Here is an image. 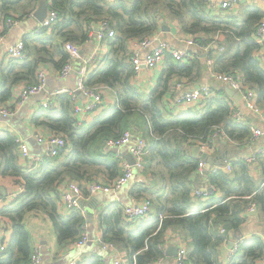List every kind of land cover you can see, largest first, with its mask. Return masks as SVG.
<instances>
[{
	"label": "trees",
	"instance_id": "16d2710c",
	"mask_svg": "<svg viewBox=\"0 0 264 264\" xmlns=\"http://www.w3.org/2000/svg\"><path fill=\"white\" fill-rule=\"evenodd\" d=\"M40 1L0 0V33L8 31L11 11L27 15ZM45 1L49 9L58 12V19L50 27L23 37L25 55L11 58L0 69V105H8L16 85L35 84L45 64L59 73L70 58L65 43H87L93 27L102 21L108 22L117 34L105 40L110 52L98 61L99 66L89 74L87 85L115 88L117 101L106 108L100 102L102 110L98 116L90 123H81L75 113L76 94L54 95L51 105L42 107L33 122L64 137L67 147L57 156L46 157L28 173L23 169L16 138L0 134L3 160L0 187L5 186L7 192L8 186L22 188L0 208L2 241L6 246L5 250H0V264H32L34 247L25 223L29 213L42 212L49 217L61 249L81 237L85 214L79 208L61 210L59 186L65 181H76L87 197L90 183L98 179L111 182L120 177L123 165L118 152L106 143L122 136L132 124L140 125L143 119L152 131L142 170L148 180L135 185L131 195L149 198L152 215L127 221L121 204L101 211L103 241L126 252L129 264H154L166 257L163 245L168 231L181 230L190 240L191 264H222L219 256L227 237L219 235L217 229L222 227L227 233L239 234L252 204L264 221V191L259 190L258 181L249 174L246 164L237 160L231 162L230 172L222 168L206 169L207 181L213 188L211 197L207 201L193 197V190L202 188L204 181L198 173L202 158L194 157L191 147L199 139L207 140L216 126H223L233 141L244 143L252 138L251 126L233 120L235 105L224 89L214 90V95L200 108L190 107L176 115L169 114L162 103L165 93L176 77L190 82L196 80L194 72L201 71L203 66L201 53L190 52L183 62L167 54L157 86L145 94L133 85L136 72L129 62L130 44L154 37L169 19L177 20L182 31L203 46L214 42L217 34L224 36L219 40L220 48L208 53L213 61L209 69L240 76L243 84L257 93L258 102L264 107V68L256 55L261 46L255 42L263 12L253 5L247 7L243 15L227 11L213 15L204 0ZM32 45L34 56L30 51ZM204 59L207 61L206 57ZM223 141L218 139V142ZM70 148V152H66ZM219 153L213 156H220ZM260 159L264 171V156ZM263 258L264 241L254 234L241 242L228 264H258ZM78 264H101V261L91 256Z\"/></svg>",
	"mask_w": 264,
	"mask_h": 264
},
{
	"label": "crops",
	"instance_id": "0c3cea01",
	"mask_svg": "<svg viewBox=\"0 0 264 264\" xmlns=\"http://www.w3.org/2000/svg\"><path fill=\"white\" fill-rule=\"evenodd\" d=\"M253 5L256 6L257 8H259L264 14V0H238L237 11L231 12V13H238L239 12L240 15H243L244 10L247 7H250ZM35 10L32 13H29L27 15H22V12L11 11L10 12V14H11L10 18L13 20H18V23H19V20L24 19L26 17H34ZM218 10L216 11L217 13L214 15H217L220 12L225 11V10H220V11H218ZM226 13H228V11ZM262 19L264 20V17ZM7 26H8V21H7ZM10 29H11V27H9L8 31L5 33V36H6L5 43H7V41L11 39L12 34L15 37L13 39L14 41H16L15 39H17V40L20 39L19 38L20 36H17L18 31L13 32ZM36 29L37 28L30 30L28 33H26V35L32 36V34H34V32H36L35 31ZM26 35H24L23 37H25ZM189 36L193 37L192 35L187 34L186 32L182 31L181 26L177 20H170L169 19L167 22H165L161 26V32H158L154 36V42L151 45V47L143 50L140 53V58L144 59L148 55L152 54L154 49L156 47H158L159 43H161V42L168 43L170 45V47L175 48V49L185 50L188 53H190V52L201 53V57H202L201 60H202L203 66H201L202 67L201 71L194 72L196 75V80L190 82V80H188L186 78H185V80H182L181 78H178V77L174 78L170 89L165 93V95L162 99V103H163L165 111H167L171 115H176L178 113L186 111L190 107L200 108V105H198V104H195V105L176 104V99H177L179 93H181L183 90V88L180 89L179 87H177V85L179 83L180 84L183 83L184 88L188 89V90L199 88L203 84L211 86L213 91L214 90L217 91V89H224L225 90L226 87H229L227 84L223 83L220 80L219 76L222 73L213 72L211 69H209V66L212 63H209L204 59V57H203L204 54H202L203 51L200 49V47L202 46V45H200L201 43L199 41H196L194 38H193V40H194L193 44L186 43V39ZM223 37L224 36H220L219 34L214 36L215 41L213 44V46H214L213 49L218 50L220 48L221 45L219 43V40L223 39ZM204 38H205V36H204ZM209 38H210V36H209ZM22 39L23 38H21L20 40H22ZM211 39H212V37H211ZM19 41L12 44L11 46H14ZM220 41H222V40H220ZM211 43H213V41H211L210 44ZM2 45L0 46V69L4 65H6L8 63V61L11 59V58H8V56H7V49L10 48L11 46L7 47L6 51L5 50L3 51ZM260 46L261 47L258 49L256 55H257V57L261 63V66L264 68V43L261 44ZM81 47H82L81 51H80L81 57L77 58L74 61V66H75L74 70L76 72L74 70L71 72V74L78 75V78L80 76L79 72L82 70H87L88 71L87 75H89L93 71L91 62H88V63L85 62L84 59L86 57L90 56L93 52H95V54L97 55V59H96V62H97V60L104 59V57L107 54H109V52H110V47H109L108 43L105 41L100 43V41L98 40L95 33L92 34L91 39L87 43L81 44ZM30 51L34 56L35 55V47L33 45L31 46ZM132 52H133V44L131 43L130 44V53L132 54ZM165 60H166V58H165ZM165 60H163V62L160 65H158V67H156V68H153V69L143 68L138 74H135V76L133 78V85L135 86V88L138 91L145 93V94H149L150 92H152L154 90V88L158 84L160 75L162 74V71L165 67ZM42 67L47 69V74L49 72V73H53L54 75L60 76L58 74V72H56V69H54L50 64H45ZM53 81L56 83L55 85L61 86V88L59 87L60 89L56 94L68 93V92L74 91V89L69 87V86L73 85L75 82L72 79H69L68 82H66V81L57 82L56 79H53ZM38 82H39V78L37 76V82L35 84H37ZM31 85H34V84H31ZM24 86H26L25 83H20V84L16 85L15 90H14V96L8 102L9 105L14 106V108H15L14 114L12 116H7V118L8 117H10V118H8L6 120H3L2 117L0 118V134L1 135L4 134L5 136L7 134H11L16 139H20L23 142L27 143L30 154H31V151H35V152H44L45 151L46 152L48 150V148L45 149V146L40 145L39 142L34 137H35L36 133L42 134L44 136H50L53 134L52 130L46 126L36 125L33 122V117L35 116V114L40 112V109L42 108L41 103L43 101L40 103H37V104H35V103L31 104V109L29 110V112L27 114L25 112L20 114L22 112V107L26 104V99L19 100V96L21 94V89ZM46 86H48L49 89H46ZM102 87H105V88L101 90V92H102L101 104L104 105V107L106 108V107L116 103L117 93H116L115 88H112L109 86H102ZM51 89H52V85L48 84L47 78H46V84H45L44 88L42 89V91H40V92L49 93ZM52 97H54V95H50L47 99L52 98ZM231 99H232L235 107H239L243 111L244 118H245L243 123L250 125L251 129L253 127H258L260 129H262L264 132V107L258 102L257 93H256V102L258 105V111L251 110L248 107L244 106V103L242 100L237 102L234 98L231 97ZM76 100L77 101H76L75 108H76V106H80L83 109V111L80 113V115H78V117H79L78 119H79V121H81V123L92 122L98 116V113L102 110V109L100 110V107L94 108L91 110H86L88 105L92 102V99L88 96L85 98L83 96L81 97V96L76 94ZM129 127L131 128L130 131L132 132L133 137L135 135V136H138V138H144V139H147L148 141H151V139H152L151 138V136H152L151 129L149 128V124L146 123L145 119L141 120L140 125L134 126L132 124ZM194 149H195V147L191 148L192 153H193ZM70 150H71V148L68 149L66 152H70ZM215 151H216V155H217V153L220 152L219 153L220 156L219 155L217 156L220 161L219 160L216 161L217 157H214L213 155H211V157L214 159V162L212 164H210V167L208 166V169H213L214 166H216L218 163H222L225 161H228V162L229 161H232V162L237 161L249 153H252L255 151L258 152L259 153L257 156L258 160L255 163V169L257 167V173H256L255 179L258 181V185H259V182L264 178V171H263L262 165H260V160H261L260 158H262V156H264V135L262 137L256 139L253 144L245 146V147H241L239 145H235V144L229 143L227 141L218 142ZM125 153H123L121 151V152H118V154H117L118 159L120 160L121 164L123 163V161H127L126 157H125ZM31 155H33V156L41 155V153L31 154ZM19 156L21 157V159L23 161V169L25 170V172H27V173H28V171L30 172L31 167L29 164H27L26 159H23L21 148L19 149ZM197 156L201 157L200 153ZM0 160L2 163L3 160L1 158V156H0ZM1 163H0V167L2 165ZM133 179H134V182L131 183L129 187H125L127 184L124 186L125 192L122 194H114L112 196L105 197L103 200L100 197H98V195H97L98 192L95 194L88 193L89 195L87 197L85 196V198L83 199L84 202L82 201L84 203V206L81 205V207H80V209L83 211V213L85 214V217H86V223L84 225V229H83L82 233H87L89 235L90 239L93 238V242L91 244L89 242L86 243L85 249L80 250L81 251L80 254L75 255V257L70 262L76 260L79 263L82 260H85L87 257H91V256L98 257L101 261V264H113L116 256L123 257V258H125V260L128 261L126 252L119 251L118 249L113 250V249L104 248L98 242V239L102 237V224L100 221L101 211L106 210V209H108L111 206L116 205V204H121L123 206H127V205H131L132 203H138V202L142 201L143 199L147 198V197L136 198V197H133L131 195L132 188L135 185H137L139 182L147 181L148 180L147 177L143 174L142 171H140V172L137 171L135 173V176L133 177ZM62 184L58 188L60 199H61V192L63 189ZM2 188L5 190V194L2 192V190H1ZM5 188H6L5 186L0 187V194L4 197L5 203L10 202L13 198H15L22 191V188L20 186H13V187L8 186V188H9L8 192L6 191ZM59 202L61 203L60 207L62 210L63 207H62L61 200ZM86 209L93 211V214H94L93 215V221H91V222H89L87 219ZM62 211H67V209L65 208ZM245 219H246L245 224L239 230L240 231L239 234L238 233L234 234L233 232L221 233L220 232L221 227L217 229V232L219 233V235H226L225 237H227V239L225 240V243L222 245V249H221L220 256H219V259H220L222 264H228L229 263L228 256H229L231 248L234 247L236 242L240 241L241 239H248L254 234H257L260 237H261V235H264V221L261 220L260 214L257 211V209H255L252 212L247 210V214L245 215ZM25 223H26L27 229L29 231L33 247L34 248L40 247L41 255L44 254V259L46 261H49L48 259L50 258V259H53L52 261H53V263H55L56 260L61 259L63 257H66L70 253L74 254L75 250L78 248V247L74 246L73 244H69L66 247H64L63 249H61L59 247L58 242H57V236L55 234V230H54V227H53L51 220L49 219L48 216H46L42 212L29 213L26 217ZM91 225H94L92 231L89 229ZM165 244L167 246L166 251H165L166 257L158 260L154 264H177L174 256L173 257L167 256L168 247L174 246V247L178 248L179 245H185L186 248L188 249L190 247V240L187 237V235L185 233H183L181 230L170 229L167 233V241L165 242ZM42 261H43V258H42ZM258 264H264V258L261 259L258 262Z\"/></svg>",
	"mask_w": 264,
	"mask_h": 264
},
{
	"label": "built area",
	"instance_id": "2783aa9c",
	"mask_svg": "<svg viewBox=\"0 0 264 264\" xmlns=\"http://www.w3.org/2000/svg\"><path fill=\"white\" fill-rule=\"evenodd\" d=\"M207 10L211 14H216L217 10H225L228 12H236L238 9V0H204ZM58 19V12L55 10L49 9L48 15L45 18V20L42 22L41 28H37L35 31L36 33L40 32L41 29L44 27H50L56 20ZM18 24V20L9 19L8 20V29L9 27H12L13 25ZM93 33L96 34L98 40L100 43L104 42L109 37H114L117 32L116 30L111 27V25L106 22L102 21L98 24H96L93 27ZM97 29V30H96ZM256 40L255 42L259 45L264 43V20L262 19L257 24L256 29ZM6 36L5 34L0 33V46L5 43ZM154 42V37L143 39L142 41H136L133 42V52L131 56L129 57V62L132 64V66L135 69L136 74H138L143 68L146 69H153L158 67L163 60L167 57V54L172 55L176 60L178 61H185L187 57L189 56V53L185 50L181 49H175L170 47L168 43L161 42L159 43V46L154 49L152 54L148 55L144 59L140 58V53L151 47V45ZM186 43L193 44L194 40L193 37L189 36L186 39ZM214 42L211 44H208L206 46H201L200 49L203 51L202 54H204V57L207 58V62L212 63V59L208 56V53L211 49L214 48L213 46ZM65 48L70 54V58L67 61V63L63 66L61 71L58 73L62 77H67L71 74V72L75 69L74 61L77 58H80V51H81V45L74 43V42H66ZM197 53V52H195ZM25 55V43L24 40H20L17 44L14 46H11L7 49V56L8 58H21ZM97 55L95 52H93L90 56L86 57L84 60L86 63L91 62L93 71L96 70L99 66L97 60ZM80 76L78 78L77 87L76 89L81 91L86 97H90L92 99V102L88 105L86 110H91L94 108L99 107L100 102L102 101L101 98V90L105 87H92L87 85V79L88 76L87 70H82L79 72ZM39 82L34 85H26L21 89V94L19 96V100L26 99L29 95L37 94L44 88L46 84V78H47V69L44 67H41L38 73ZM220 80L227 84L231 89L235 90L237 93H239L242 97V101L244 103V106L248 107L251 110L258 111V105L256 102V93L255 91L249 89L247 86H245L242 82V79L240 76L231 74V73H222L219 76ZM0 81H1V75H0ZM180 89L183 88L182 92L179 93L176 104H186V105H195L198 104L201 105L210 97L214 95V92L209 85H201L199 88L195 89H185L183 83H179L177 85ZM70 94H74L75 92H68ZM52 101L51 98L43 101L41 103L42 107H48L51 105ZM14 106L13 105H0V118L1 117H7L12 116L14 114ZM85 110V109H84ZM83 111L82 107L76 106L75 113L76 115H80V113ZM233 120L238 123H243L245 120L244 113L239 107H235L233 112ZM149 128L151 129L150 125ZM152 133V131H151ZM252 138L249 141H245L244 143H238L236 141H233L223 126H216L209 136L207 140L199 139L197 141V144L193 147L198 146L199 151H203L209 154V156L214 155L216 152V146L218 143V139L221 138L224 141H227L229 143H233L235 145H239L241 147H245L248 145H251L254 143V141L264 135V132L262 129L258 127L252 128ZM39 143H47L48 144V150L43 155H31L29 152V148L27 143L23 142L20 139H16V141L19 143V146L21 148L23 159H26L27 164L30 165V167H34L35 165H38L42 163L46 157H53L57 156L63 149L67 147V141L64 137L58 135V134H52L50 136H44L42 134L36 133L34 137ZM133 134L130 130H127L123 133L122 136L116 138V139H109L106 143V146L109 148H121L123 146H129V152L133 155L135 159V164L131 165L128 163V161H123V174L118 177L117 179L113 181H104L102 179H98L94 181L93 183H90L87 185V190L90 194H95L97 192L103 191V192H111V191H118L122 187H124L126 184L130 182L131 179L135 176V170L137 169L138 172L142 171L145 164V159L149 153L150 149V142L147 139L144 138H138L137 140L133 141ZM188 147V146H187ZM192 148V147H191ZM67 151V150H66ZM258 152H252L244 157H242L240 160H242L246 166L248 167L249 174L253 177H256L257 173V167L255 169V163L258 160ZM199 157V156H197ZM202 158V157H200ZM212 158V157H211ZM219 160L218 158L216 161ZM220 161V160H219ZM214 162V159L212 158L211 164ZM232 161H225L222 162L223 165L221 166V163H218L216 166H214L213 170L223 169L227 172H230L232 170ZM1 163V160H0ZM209 162L206 159H201L198 173L203 178V187L202 188H195L193 190V197H199L203 201H207L210 199L211 192H213L212 186L207 181V173L206 169H208ZM63 189L61 192V202L62 207L64 210L65 208L67 211L80 209L81 201L85 198L83 187L77 183L76 181H65L63 182ZM259 190L264 191V178L259 182ZM211 189V190H210ZM5 203L4 197L0 194V208L1 205ZM61 204V203H60ZM248 210L250 212L255 210V205L252 204ZM152 204L149 198L143 199L142 201L138 203H132L131 205L124 206V216L127 221H133L135 219H144L152 215ZM204 211V210H202ZM221 233H227L225 228H220ZM4 231L3 227L0 224V250H5V244L3 243ZM261 238L264 240V235H261ZM245 239H241L240 241L236 242L233 248H231L228 259L229 262L233 259L235 254L238 252L239 246L241 242ZM90 241V237L87 233H82L81 237L72 243L74 246L81 248L82 246L86 245ZM98 242L107 249H113L116 250L117 248L112 244L103 241L102 237L98 239ZM166 244L163 245V249L166 251ZM32 264H42V255L40 251V247H35L33 254H32ZM175 261L177 264H191L189 261L188 256V249L185 245H179L178 246V252L175 256ZM69 264H78V261L74 260L70 262ZM113 264H129L125 258L116 256L114 259Z\"/></svg>",
	"mask_w": 264,
	"mask_h": 264
},
{
	"label": "rangeland",
	"instance_id": "374dc122",
	"mask_svg": "<svg viewBox=\"0 0 264 264\" xmlns=\"http://www.w3.org/2000/svg\"><path fill=\"white\" fill-rule=\"evenodd\" d=\"M41 26H42V23L39 22L35 17H26L24 19L19 20V23L16 24V25H13L10 30L13 31V32L18 31V35L17 36H20L19 38L21 39L30 30H33L35 28H41ZM14 38L15 37L12 34L11 39L8 40L7 43H5L6 45L5 44L2 45L3 51L4 50L6 51L7 47L11 46L12 44H14V43H16L17 41L20 40L18 38L19 40L15 39L16 41H14L13 40ZM53 79H56L57 82H63V81L68 82L69 79H72L75 82H74L73 85H71L69 87H71L72 89H74V88L77 87L78 75L71 74L70 76L62 77V76L54 75L53 73H49L48 72V74H47V82H48V84L52 85V89L50 90L49 93H47V92H39L37 94L29 95L26 98V104L22 107V112L20 114H22L23 112H25L27 114L29 112V110L31 109V104L40 103V102L46 100L50 95H55L59 91V89L61 88V86L55 85L56 83L53 81ZM8 118H10V117H8ZM8 118L7 117H4V116L2 117L3 120H6ZM137 139H138V136H135L134 135V137L132 139V142L135 141V140H137ZM39 144L40 145H44L45 146V149L49 147L47 143H39ZM120 151H122L123 153H125L126 151H129V146H123L120 149ZM44 152L31 151V154H39V153H41V155H43ZM134 170H135V173H136L137 172V169H134ZM133 182H134V179H132L125 187H129L130 184L133 183ZM125 187H123L119 191H111V192H103V191H100V192L97 193V195H98V197H100L103 200L105 197L112 196L114 194H122V193H124L125 192L124 191ZM93 227H94V225H91L89 229L92 231ZM92 242H93V238L90 239L89 243L91 244ZM85 247H82L81 249L77 248L75 250L74 254L73 253H70L66 257H63L61 259L56 260L55 263H53V261H52L53 259H50V258L48 259L49 261H46L44 259V254H43L42 255V258H43L42 264H69L70 261L75 257V255H79L80 252H81L80 250L85 249Z\"/></svg>",
	"mask_w": 264,
	"mask_h": 264
},
{
	"label": "water",
	"instance_id": "95a60500",
	"mask_svg": "<svg viewBox=\"0 0 264 264\" xmlns=\"http://www.w3.org/2000/svg\"><path fill=\"white\" fill-rule=\"evenodd\" d=\"M48 11H49L48 3L45 0H41L40 3H39V5H38V7H37V9L34 12V17L39 22L42 23L45 20V18L47 17ZM46 89H49V87L46 86ZM225 91H226V93H227L228 96L234 98L237 102H239V101L242 100L241 95L239 93H237L235 90L231 89L230 87H226ZM74 92H75V94H77V95H79L81 97L83 96V97L86 98V96L81 91L77 90L76 88H74ZM121 148L114 147L112 149L114 151H116V152H121L120 151ZM198 152L200 153V155H201V157L203 159L208 160V162H209V165L208 166L210 167V164L212 162L211 156H209V154L206 153V152L199 151V147L198 146L195 147V149L193 151V156L194 157H197V155L199 154ZM125 157H126V160L128 161L129 164H131V165H134L135 164V159H134L133 155L129 151H126ZM1 190L5 194V190L3 188ZM83 202L81 201L80 205H83L84 206V203ZM86 213H87V219H88V221L89 222L93 221V215H94L93 214V211H91L89 209H86ZM82 247H85V246H82ZM177 252H178V248L177 247H174V246L168 247V249H167V256H169V257H173L174 256L175 257L177 255Z\"/></svg>",
	"mask_w": 264,
	"mask_h": 264
}]
</instances>
